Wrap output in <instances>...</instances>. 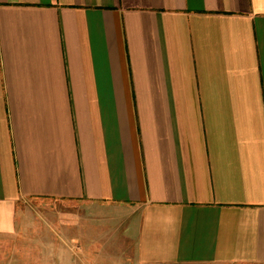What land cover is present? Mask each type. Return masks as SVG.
I'll return each mask as SVG.
<instances>
[{"label":"crops","instance_id":"1","mask_svg":"<svg viewBox=\"0 0 264 264\" xmlns=\"http://www.w3.org/2000/svg\"><path fill=\"white\" fill-rule=\"evenodd\" d=\"M0 264H264V0H0Z\"/></svg>","mask_w":264,"mask_h":264},{"label":"rangeland","instance_id":"2","mask_svg":"<svg viewBox=\"0 0 264 264\" xmlns=\"http://www.w3.org/2000/svg\"><path fill=\"white\" fill-rule=\"evenodd\" d=\"M52 209L53 210H58V206L57 205H54L53 207H52ZM46 210H48V212H49V210H51L50 209V207H47V209ZM60 210H68V211H74V210H80V211H82V210H84V207H81V208H76V206H72V207H66V206H63L62 207V209H60ZM82 226V225H81ZM85 227V225H83V228ZM70 230H72V231H76L78 228H76V227H68ZM85 229V228H84ZM114 239V238H113ZM113 239H109L108 241H106V242H110V241H113Z\"/></svg>","mask_w":264,"mask_h":264}]
</instances>
